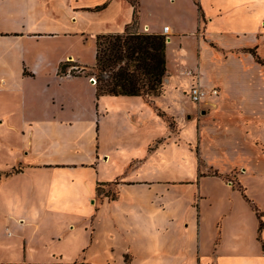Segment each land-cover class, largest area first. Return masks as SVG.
Segmentation results:
<instances>
[{"label":"crops","instance_id":"crops-1","mask_svg":"<svg viewBox=\"0 0 264 264\" xmlns=\"http://www.w3.org/2000/svg\"><path fill=\"white\" fill-rule=\"evenodd\" d=\"M263 9L139 0V31L170 29L162 90L144 97L96 95L85 74L96 35L131 24L128 0H0V94L14 112L0 124L20 133L4 170L15 187L0 200V264H225L207 248L217 229L202 221L206 195L187 174L263 168L264 63L251 52L264 60ZM194 81L219 94L192 102ZM184 100L192 112L180 120Z\"/></svg>","mask_w":264,"mask_h":264},{"label":"rangeland","instance_id":"rangeland-1","mask_svg":"<svg viewBox=\"0 0 264 264\" xmlns=\"http://www.w3.org/2000/svg\"><path fill=\"white\" fill-rule=\"evenodd\" d=\"M35 14L36 13H33L28 16L30 22H32ZM136 30L139 31L138 27ZM84 60L90 62L93 59L87 54ZM85 71L89 72V70ZM184 101L186 113L183 112V114L180 115V120L185 119L186 114L192 112L189 109V107H191L190 104H188L186 100ZM10 102L11 98L8 95L0 94V120H6L5 113L9 111V108H13V105L7 106L5 104V106H2V103L9 104ZM10 113L14 115V112H8L7 114ZM194 114H200L199 110H196ZM190 116L191 115H188V118H190ZM167 121L170 128L173 129V121L169 117H167ZM2 123L5 124V121ZM19 141V129L15 127H6L0 124V181L2 180L0 182V200L5 198V193L7 194L10 189L12 190L15 187L14 182L5 180V177L8 176L10 172L4 170L14 164L16 154L19 153L20 150ZM262 149L264 153V145ZM198 159L200 167L199 172H204V164L201 158ZM18 167L15 166L13 172H17ZM241 171L243 172V170L237 168L222 176H215L211 175L213 170L210 168L208 169V172L211 173L210 175L196 176L194 180L193 176L187 174L188 179L192 180V182L199 187L200 191H202V194L206 195L205 200H201L200 204L199 214H201L202 221L204 224L205 220L207 221L210 230H214L215 226L217 229V231L207 232L211 233L208 240L211 238L215 239L213 244L210 241L207 242V248L211 250L214 247L216 254H224L225 264H235L236 261H238L239 264H245L247 261L255 263L264 262V256L261 251L262 244H264V229L260 231L258 238V218L250 204L243 198L241 191L238 189V185L244 187L246 197L264 213V164L261 172L258 171L256 173L253 172L240 175L239 173ZM37 180L38 179L35 178V182H38ZM112 189L115 188H112V186H99L98 196L114 193ZM218 231H220V233H218V237H216Z\"/></svg>","mask_w":264,"mask_h":264},{"label":"trees","instance_id":"trees-1","mask_svg":"<svg viewBox=\"0 0 264 264\" xmlns=\"http://www.w3.org/2000/svg\"><path fill=\"white\" fill-rule=\"evenodd\" d=\"M133 7V18L122 33L97 34L95 37V62L93 71L86 75L95 77L96 95H141L153 97L162 90V78L166 71L165 48L167 36L158 33L137 31L139 0H128ZM97 6L96 8H99ZM256 61L264 63L253 50ZM61 64L59 72H64ZM160 115L163 112L158 111ZM15 170V169H13ZM218 175L217 171H213ZM99 185L97 186V191ZM242 196L258 218V238L263 227L264 215L245 195L244 187L238 185ZM114 198L115 193H108ZM264 249V244H262Z\"/></svg>","mask_w":264,"mask_h":264},{"label":"built area","instance_id":"built-area-1","mask_svg":"<svg viewBox=\"0 0 264 264\" xmlns=\"http://www.w3.org/2000/svg\"><path fill=\"white\" fill-rule=\"evenodd\" d=\"M170 33V29L167 25L162 27V34L167 36ZM192 74V73H190ZM90 79L95 84V77L91 76ZM187 94L190 100L194 103H200L209 97H215L219 94V88L217 86L206 87L201 85L198 81H194L188 88Z\"/></svg>","mask_w":264,"mask_h":264}]
</instances>
